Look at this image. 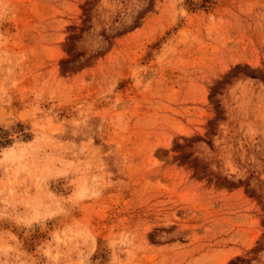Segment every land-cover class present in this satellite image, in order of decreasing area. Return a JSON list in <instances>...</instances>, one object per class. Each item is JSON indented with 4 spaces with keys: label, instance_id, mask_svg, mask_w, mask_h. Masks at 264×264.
Listing matches in <instances>:
<instances>
[{
    "label": "rangeland",
    "instance_id": "obj_1",
    "mask_svg": "<svg viewBox=\"0 0 264 264\" xmlns=\"http://www.w3.org/2000/svg\"><path fill=\"white\" fill-rule=\"evenodd\" d=\"M0 264H264V0H0Z\"/></svg>",
    "mask_w": 264,
    "mask_h": 264
}]
</instances>
